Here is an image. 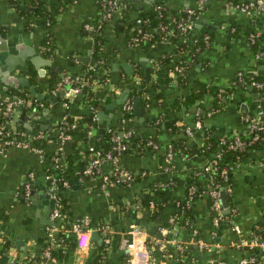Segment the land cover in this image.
<instances>
[{
	"label": "crops",
	"instance_id": "1",
	"mask_svg": "<svg viewBox=\"0 0 264 264\" xmlns=\"http://www.w3.org/2000/svg\"><path fill=\"white\" fill-rule=\"evenodd\" d=\"M39 1L42 10L35 12L31 0H18L22 11L16 9L9 0H0V36L9 46L15 47L16 52L31 47L36 50L37 55L48 61L42 66L44 73L41 76L28 56L23 59V66L17 65L12 71L6 69L5 62H0V96L12 95L13 88H17L19 92L27 88V96L34 100V104L18 108L13 119V126L25 131L31 132L36 128L46 138L58 137L57 126L69 108L59 100V97L64 96L65 90L59 96L57 93L53 94L54 90H49V79L52 74L60 76L65 72L69 75H79L82 67L86 65L90 68L97 64L106 67L104 72L109 79L106 94L111 98L97 114L98 129L117 125L122 103L115 105L111 112L107 106L121 98L127 90L124 86L128 79H133L136 84L140 83L141 78L135 73L137 68L145 75L147 67L149 80L156 83V87L150 83L143 86L146 92L141 97L151 102L149 110L141 104L140 115H134L133 105V121L139 131H147L148 128L144 126L146 119L158 115L168 120L176 118V125L181 127L189 124L193 117L190 111L181 109L171 112L169 107L178 96L188 93L198 82L227 88V83L239 71L254 72L256 77L259 76L264 82V15L250 16L232 12L221 1L208 2L197 15L193 33L198 37L209 34L210 44H203V48L196 52V61L193 60V66L187 74L188 85L182 89L170 73L172 66L183 57V54L177 52L178 43H183V38L179 36L176 42L147 40L133 44L132 37L136 20L142 13L151 11L155 5L163 4L175 13H183L186 9L196 10L197 0H129L130 7L127 9L126 6L123 17L115 16L112 20L104 22L103 29L99 32L106 52L102 64L92 61V32L83 27L87 21L100 20L99 0ZM229 28H234V31ZM151 31L155 29L152 28ZM252 31L260 33L255 42V49L252 47L255 43L250 44L248 40ZM47 36L51 41L44 45ZM189 41L192 42L191 37ZM256 53L260 57L254 67L253 58ZM166 55L169 57L166 65L153 67V61ZM10 56L17 59L20 55ZM72 57L77 60L74 66H70L67 61ZM85 58L87 60L83 61ZM30 69L36 71V76L29 75ZM19 77L27 79L35 95L26 86L12 85V81ZM113 79L119 83L115 85ZM100 88L95 84L93 90L97 91L99 99L105 100L107 95H103ZM159 94L160 97L157 98ZM258 96V90L251 84L236 87L228 97L222 96L223 106H218L215 112L206 116L204 129L219 137L243 132L245 127L241 116L255 110ZM213 104L212 97H207L201 104L197 102L195 107L205 113L214 108ZM262 107L264 111V102ZM87 111L83 103L75 98L70 112L80 116ZM150 130L160 141L156 150L122 153L120 156L122 167L136 176L129 187L113 185L103 190L98 180L80 177L72 182L71 187L60 191V197L65 199L68 209L63 219L53 222L49 219L53 201L47 195V181L39 157L32 152L12 147L4 154L0 153L1 264H10L12 257L16 264H28V252L39 253L44 244H54V249L59 248L60 234L69 235L70 225L74 219L81 217L89 218L93 225L102 221L112 225L110 241L106 244L105 257L101 264L124 263V255H129L131 251L120 248L121 238L135 226L144 230L146 243L151 244V264H239L242 258L251 259L249 264H264V251L245 244L253 228L260 229L261 237H264V168L256 164L257 160L264 157V148L252 152L240 168H235L232 159L227 158L229 165L235 169L230 196L232 206L236 209L235 214L215 224L211 212L212 199L206 191L207 186L203 180H198L196 183L200 184V188L194 186L189 221L178 234L177 240H174L175 236L161 232V228L167 226L168 218L180 211L187 201L188 191L185 184L190 166L179 157L175 161L176 169L165 170V142L170 137L158 134L156 129ZM203 133L199 129L192 137H187L188 146L202 147ZM86 138L88 142L94 143L97 134L94 131L89 132ZM52 144H55L52 146L54 151L57 150L58 145ZM69 150L68 144L63 151ZM215 150L216 148L205 154L198 164L209 161ZM109 169L110 163H105L104 172ZM29 173L33 174V180L26 195L23 185L28 181ZM161 184L169 188L164 197L166 201L161 216L151 219L150 212L154 206V199L151 198L158 199L152 195L156 189L160 191L165 188L161 187ZM149 194L152 195L148 197ZM145 198L152 200L149 207H143L141 204V199ZM128 205L134 212L124 215L122 207ZM140 220L146 221L147 225H136ZM231 221L239 225L240 233L232 229ZM97 227H94L92 232L97 230ZM154 228L160 236L152 231ZM97 232L102 239L101 243L92 240L90 235L87 248L79 250L75 246L65 260L60 261L54 255L48 264H91L95 257V244L99 246L105 243V233L98 230ZM3 238H7L10 243V247L4 251ZM176 243L182 244V253ZM216 244H219V247Z\"/></svg>",
	"mask_w": 264,
	"mask_h": 264
},
{
	"label": "built area",
	"instance_id": "2",
	"mask_svg": "<svg viewBox=\"0 0 264 264\" xmlns=\"http://www.w3.org/2000/svg\"><path fill=\"white\" fill-rule=\"evenodd\" d=\"M213 0H197V9H186L183 12V16H170L168 17L167 23H159L157 28H154L157 34L161 35L160 40L171 42L172 36H180L183 38L184 42H189L191 45H196L200 43L203 46L210 44V36L209 34H203L202 36L196 35L194 32V24L197 18L198 13H200L204 6ZM224 3L226 8L230 9L232 12L243 13L246 15H264V0H218ZM129 0H99V6L101 10L100 20L98 23L92 24L89 21L83 24V27L87 31L95 32L101 30L103 23L106 21L112 20L115 16L119 18L123 17V13L126 9ZM164 6L157 4L154 6V11L160 15V10ZM147 22L146 19L140 17L135 22L134 27V36L132 37V43L136 44L143 41H150L153 37V33L150 30L144 29L143 25ZM230 31H234V28H229ZM260 36L258 31L251 32L248 36L249 43H255L257 38ZM190 37L192 42H190ZM196 51L200 50V47H195ZM188 50H186L185 54L183 53V59H180L177 63H175L173 69L171 70V77L174 80L182 75L186 68L190 67L193 64L192 57L190 56ZM260 55L256 53L253 58V65L256 67V61L259 59ZM73 61L77 60L73 58ZM102 60H99L98 63L102 64ZM153 67L158 68L160 63L158 60L153 61ZM92 68V67H91ZM255 71V70H252ZM247 74H250L247 77ZM80 78H75V81H80ZM72 81L69 74H67L58 84V88L61 87L62 83H70ZM251 84L253 85L259 93L258 103L256 105L255 110L251 113H245L241 116V121L244 125V130L241 133H231L227 135H222L217 142L215 153L213 157L206 162L198 164L192 171H194V175L196 181L203 180L208 178L211 180L210 184L207 185V193L210 195L212 199L211 203V212L212 219L215 224L221 222L224 219L230 218L235 214L236 209L232 206V204H228V212L225 213L226 209L222 205L221 193H224L227 197V200L230 198L232 193V184H219L218 182H214V172L217 170L219 165H227L230 166L226 157H224L223 161L219 160L222 151L220 147L228 142V147L232 150H236L238 148H243L245 146H249L252 142H261L262 134H264V111L262 107V103L264 102V82L256 78L254 72L246 73L243 71H239L235 74V76L227 83V87H236V86H245ZM87 85V81L81 78V86ZM106 85H109V79L106 78ZM58 88L53 92L55 94ZM221 90L223 88H220ZM80 91V87H70L68 90L64 92L63 98L66 101L63 102L66 108H69V111L63 116L61 121L59 122L57 129L59 131L58 137L60 139V143L58 144L57 151L63 152L64 145L66 141L71 139L70 130L75 129L78 124L76 121L69 123L66 120V116L70 114V107L73 104L74 99L77 97ZM223 96V95H222ZM34 100L30 99L28 96L20 97L15 95H7L0 96V111L3 115L7 116L8 119L0 125V153L4 154L9 148H18L23 149L29 152L34 153L43 163L45 161V157L43 155V151L40 147L32 145L31 142L34 140H40L44 136L41 132H37L36 134L20 129L19 127L13 126V119L16 115L17 109L23 106L32 105ZM133 106L129 102H125L123 105V109L125 111H131ZM216 109H212L210 112H205V116H209L211 112H215ZM201 111L200 108L195 107V115H198ZM203 113V112H202ZM130 119L122 118V122L126 123ZM97 122V115H93L91 117V123ZM202 124L200 120H197L193 127L185 126L183 131L186 137H192L194 134V130L201 129ZM92 128V127H91ZM109 131V130H108ZM133 133V130H127L123 132L120 136L113 135L112 141L115 142L112 146V149L107 151H101V149L96 150L94 153L89 155V159L87 164L83 169V174L98 180L101 184L103 190H105L109 186L118 185L129 187L136 179V176L129 170L122 167L120 163L121 153L126 149L125 143L122 141V137L128 138ZM251 134L250 138L246 137L245 139L250 140H242L241 136ZM148 145L152 149H157L159 144L154 142L153 140H149ZM182 158V161L188 160L182 156L180 151L174 147L172 143L167 142L165 144V159L168 164L165 165V170H174L176 169V159ZM54 161V170H57L58 167H64L66 161L61 157H53ZM221 161V162H220ZM244 161L238 162L232 160V163L235 168H240ZM105 163H110V169L108 171L103 170V165ZM257 166L260 168H264V157L260 158L256 161ZM59 171L45 175V179L47 181V195L53 201V207L50 212L49 219L53 222L57 219H63L66 215L65 212H62V202L59 196L61 188L58 184ZM220 175L223 177L224 181L227 179V169L223 168L220 171ZM33 180V174H28V181H25L24 188L26 191V195H28L30 183ZM171 184V183H169ZM62 186L64 188H68L69 184L66 180H62ZM161 187H166L165 184H161ZM194 186H191L188 189L187 201L183 207H181L180 211L173 213L167 221V226L161 228V232L171 233L174 237V240H177L178 234L182 231L185 224L188 223L189 219H184L182 215V209L185 205L191 204V199L193 197ZM152 204V202L150 203ZM230 207V208H229ZM179 213V214H178ZM230 215V216H229ZM232 229H234L237 233H240V227L233 221H231ZM94 227L91 225V221L87 217H81L74 219L72 224L69 227V234L73 237L74 242L76 244V249H85L89 246L90 243V235ZM52 230V229H51ZM99 232L105 233L103 236L104 242L109 243L110 236L109 234L112 231V225L108 222L100 224L97 227ZM249 238L246 239L245 244L247 246L258 247L264 251V237L260 235L254 234V232L249 233ZM146 233L144 230L139 228L138 226L132 227L125 235L121 238L120 248L130 250L131 253L128 255L126 259V264H151V256H150V246L151 244L146 243ZM172 239L171 241L174 242ZM203 244V243H202ZM177 248L182 253L183 246L180 243H176ZM219 247V244H216ZM54 244H47L46 248L43 250L42 257L45 258L44 262L41 264H48L49 261L52 260V251L54 249ZM249 258H242L239 261V264H249ZM10 264H16V260L12 257Z\"/></svg>",
	"mask_w": 264,
	"mask_h": 264
},
{
	"label": "trees",
	"instance_id": "3",
	"mask_svg": "<svg viewBox=\"0 0 264 264\" xmlns=\"http://www.w3.org/2000/svg\"><path fill=\"white\" fill-rule=\"evenodd\" d=\"M32 3H34L33 10L35 12H40L42 10L40 1L39 0H31ZM9 2L16 8L22 11V8L20 4L18 3V0H9ZM164 6L163 4H160ZM130 7V4L127 5V9ZM100 8V6H99ZM126 10V9H125ZM45 14V13H44ZM124 14V13H123ZM183 16V13H175L171 11L168 7L164 6L160 10V15L157 14V12L154 11V9H151L149 12H144L142 13L141 17L146 19L147 22L145 25H143L144 29L150 30L152 28H157L158 24L161 23H167L168 22V17L170 16ZM50 20V19H49ZM92 24H97L98 21H89ZM103 27L99 31L92 32L93 36V48H92V57L94 63L96 64L99 60H105V49L103 47V38L100 31H102ZM157 31V30H156ZM156 31H151L153 33V37L150 40V42H155L158 41L161 37V35L157 34ZM179 36H172L171 41H175ZM51 39L49 36H47L44 40V45H46L47 42H50ZM257 42V41H256ZM48 44V43H47ZM179 47L177 49V52L180 54H185L186 50L192 55V60L195 59L196 56H198L197 51L195 50V47L199 46L200 49L203 48L201 41L200 43L196 45H191L189 42H184V43H178ZM252 47L255 49L256 48V43L252 45ZM49 50V49H48ZM73 58V57H72ZM72 58L68 59V64L70 66H74V61ZM183 59V57L181 58ZM159 63L161 65H166L169 62V57L166 55V57H161L158 59ZM194 61V62H195ZM94 64V65H95ZM175 65V64H174ZM172 66V69L174 67ZM193 66V64L186 68L184 73L180 75L176 83L179 88H186L188 85V79H187V74L190 71V68ZM104 66H99L98 64L95 65L94 67L90 68V66H83L81 69V73L79 75H70L72 81L70 83H62L61 87L58 88V84L61 83L62 79L68 74L65 72L62 75H57V74H52V77L49 79V90H57V95L59 96L63 90H68L70 87H80V91L76 97L77 101L82 102L84 107L88 109L87 113H82L80 116H76L74 113H70L66 116V120L71 123L73 121H76L78 126L70 130L69 133L71 134V139L66 141L64 147L69 144L70 145V150L69 151H54V148H52L53 145L52 143H56L58 145L60 143L59 137H51V138H46L43 137L40 140H34L31 142L32 145L38 146L42 149L43 155L45 157V161L41 164V169L43 171L44 175H47L51 173L53 170L54 172L59 171V181L58 184L61 188L63 189L62 186V180H66L69 184V187L72 186V182H74L76 179H79L80 177H88L83 174V169L85 165L88 162L89 155L94 153L96 150L101 149V151H107L112 149V146L114 145L115 142L112 141V136H120L123 132L127 130H133V133L128 137H122V141L126 145V149L122 153H129V152H141L144 150H156L152 149L148 145L149 140H153L154 142H157V144L160 145V141L157 135H155L151 130L149 129H156L158 130V134L160 133L161 135L168 136V140L165 142L172 143L176 149L180 151L182 156L185 158H188V160H184L183 162L187 165H189L190 169L187 171V182H186V190L191 186L197 185L200 188V184L196 183V178L194 175V171H192L198 163L201 161L202 157L205 154L211 153L216 146L217 142L220 139L219 135L211 134L212 132H209L207 129H204L205 125L204 122L206 120L205 113L200 112L198 115H195V106L197 102H200V104L207 98V97H212L213 99V105L214 108L217 109L218 106H223L224 102H222V95H225L228 97V95H231L234 91L235 88L238 87H227L223 88L222 90L220 89V86H215L211 85L206 82H198L194 86L191 87L190 91L186 94L178 96L171 104H170V111L171 112H178L181 109H185L186 111H190L192 114V120L190 121L189 124H185L184 126H178L176 125V122L178 121L176 118L174 119H166L163 117H160L159 115L155 118L152 119H146L144 126L148 128L147 131H139L137 126H135V123L133 121V115H132V109L131 111H125L123 109V105L125 102H129L132 106L134 105L135 101L137 99H140L142 106H144L147 110H149V107L151 106V102L147 99H143L141 96L146 92V89L143 87L146 84H152L153 87H156V83H151V79L148 81L145 79V75L143 71L140 68H137L136 74L138 77L141 78V81L139 84H136L133 79H128L126 81V85L124 86L125 89H127V97L124 103L120 105V110H121V116L117 122V125H109L108 127L104 129H98L97 128V122L96 123H91V117L95 114L97 115L99 110L103 108L106 102H108L111 98L110 95L106 94V75L104 72ZM29 75L31 77L36 76V71L34 69H30ZM250 74H247V77H249ZM75 78H80V81H75ZM81 78L85 79L87 81V85H82L81 86ZM259 80H262L259 76L256 77ZM115 82H113L115 85L116 83L118 84L117 80L113 79ZM98 85L101 87V91H103V95H107V98L105 100H101L97 97V91L95 92L93 90V87ZM12 95L15 96H20V97H26L28 90L27 88L24 89V91L19 92L17 88H13L12 90ZM109 93V91H107ZM160 97V94L157 95V98ZM59 100L64 102L66 101L65 98L59 97ZM122 118H128L130 119L126 123L122 122ZM8 119L7 116L3 115L2 112L0 111V125H2L6 120ZM200 120L201 124L203 125V128L201 127L200 130H202L204 133L202 135L203 137V146L200 148H193L188 146L187 144V137L183 131L185 126L193 127L194 123ZM92 127V128H91ZM109 130V131H108ZM39 130L38 129H33L31 132L36 134ZM96 132L97 138L94 143H90L87 141V133L89 132ZM196 130H194L195 132ZM251 134L241 136L242 140H250V139H245L246 137L250 138ZM81 143V145H80ZM81 146V148H80ZM264 148V134H262V141L260 142H252L250 143L249 146H245L243 148H238L236 150H232L228 147V142L224 143L221 147L220 150L222 151V155L219 160L223 161L224 157L226 158H231L234 161L242 162L246 160L252 152H255L259 149ZM204 150H207V152H203ZM121 153V154H122ZM61 157L63 158L64 161H66V164L64 167H58L57 170H54V161L53 157ZM182 159V158H181ZM220 161V162H221ZM163 164H168L165 157H164V162ZM226 168L227 169V179L224 181L223 177L220 175V171ZM196 169V168H195ZM234 170L231 166L227 165H219L217 167V170L214 172V182H218L219 184H232V178L234 175ZM89 178V177H88ZM204 182L206 186L210 184L211 180L208 178L204 179ZM161 188L162 190H155L153 195L154 197L158 198H151L153 200V210L150 212V218L151 219H157L159 216H161V212L163 209L164 202L166 201L165 194L169 190V188ZM153 191V189H152ZM200 192V191H199ZM198 192V193H199ZM150 194L148 197L151 196ZM60 196V193H59ZM159 197H161L159 199ZM61 198V197H60ZM62 202V212L67 211L68 209V204L66 203L65 199H61ZM152 200H148L147 198L141 199V204L143 207H149L150 203ZM227 203L230 205L231 200L230 198L227 200ZM122 210L124 215H129L131 212H134V209L131 208L130 205L122 207ZM132 210V211H131ZM190 210H191V205H185V207L182 209V215L184 216V219H188L190 216ZM179 214V213H178ZM104 222V221H102ZM102 222H99L97 224L91 223L93 227H97L100 224H103ZM165 224V223H164ZM163 224V225H164ZM97 225V226H96ZM261 230L258 228H253L252 232L256 235L262 234L260 232ZM261 233V234H260ZM60 243H59V248L53 249L51 255L52 257L55 255V257L62 261L67 258L69 255L70 250H73L76 246L73 237L69 234H60ZM3 251L8 249L10 247V243L7 238H3ZM107 243H104L102 245H96L95 244V251H94V259L92 260L91 264H101L102 260L105 257V252H106V245ZM109 244V243H108ZM43 245V244H42ZM47 245V244H46ZM46 245H43L42 251L39 253H29L26 255V259L28 264H41V262L45 261V258L42 257L43 250L46 248ZM128 255H124V263L126 264V259ZM1 264V261H0ZM169 264V263H166Z\"/></svg>",
	"mask_w": 264,
	"mask_h": 264
},
{
	"label": "water",
	"instance_id": "4",
	"mask_svg": "<svg viewBox=\"0 0 264 264\" xmlns=\"http://www.w3.org/2000/svg\"><path fill=\"white\" fill-rule=\"evenodd\" d=\"M264 46V45H263ZM14 55V54H19V58H15V57H12L10 55ZM30 57L31 58V62L34 64V66L36 67L37 69V72L38 74L41 76L43 75L44 73V69L42 68L43 65H45L46 63H48L47 60L45 59H42L39 55H37V52L35 49L31 48V47H28V49H25L24 51H21V52H16V49L15 47H12V46H9L7 44V42L5 41V39H3L1 36H0V62L2 63H6V69H8V71H12L17 65H21L23 66L24 65V58L25 57ZM15 58V59H13ZM87 58L83 59V61H86ZM145 77L147 80H149V72H148V68L146 67L145 68ZM12 85L13 86H26L30 89L31 93L33 95H35V92H34V89L33 87L29 84V82L27 81V79L25 78H22V77H19L15 80L12 81ZM39 96V95H38ZM126 97H127V90L122 94L121 98L117 101H114L113 104L111 105H108L107 107L109 108V111L111 112V109L117 105V104H121V103H124L125 100H126ZM141 105V101L140 99H137L134 103V109H133V114L134 115H140L141 113V109L139 108ZM242 108H245L242 106ZM221 199H222V205L226 208L224 210L225 213L228 212V203H227V197L224 193H221ZM51 203V201H50ZM136 225H143V226H146L147 225V222L146 221H143V220H140V221H137L135 223ZM147 230L149 232H151V230L149 229V227H147ZM152 231L157 234L158 236H160V234L157 232V229L154 228L152 229ZM91 239L92 240H97L99 243L102 242V239L100 238V235L99 233L97 232V230H94L92 233H91ZM9 258V257H8Z\"/></svg>",
	"mask_w": 264,
	"mask_h": 264
}]
</instances>
